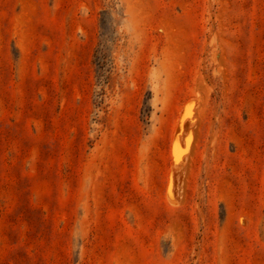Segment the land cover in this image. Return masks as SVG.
I'll list each match as a JSON object with an SVG mask.
<instances>
[{
    "label": "rangeland",
    "instance_id": "374dc122",
    "mask_svg": "<svg viewBox=\"0 0 264 264\" xmlns=\"http://www.w3.org/2000/svg\"><path fill=\"white\" fill-rule=\"evenodd\" d=\"M0 264H264V0H0Z\"/></svg>",
    "mask_w": 264,
    "mask_h": 264
}]
</instances>
